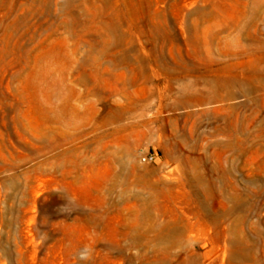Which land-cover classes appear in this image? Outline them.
Here are the masks:
<instances>
[{
    "label": "rangeland",
    "instance_id": "obj_1",
    "mask_svg": "<svg viewBox=\"0 0 264 264\" xmlns=\"http://www.w3.org/2000/svg\"><path fill=\"white\" fill-rule=\"evenodd\" d=\"M65 1L0 0V264H138L142 249L128 246L134 210L122 192L133 187L119 183L133 172L156 183L165 204L157 219L174 220L178 229L172 251L198 256L196 264H264V0H70L82 21L72 30L61 26L71 23V15L59 14ZM97 6L122 24L132 56L126 67L101 66L99 95L85 93L92 80L75 79L99 32ZM217 24L227 47L215 39L207 49V26ZM153 33L163 43L154 45ZM61 46L65 96L54 97L47 113L40 95L34 112L31 68ZM153 46L169 61L200 51L221 63L172 77L153 65ZM227 78L241 91L165 106L184 85L205 89ZM148 86L155 95L142 115L155 136L135 145L118 126L140 118L129 96L145 98ZM172 135L186 139L170 149L177 158L162 144ZM147 152L158 155L155 162L140 160ZM189 195L204 207L186 203ZM156 232L139 241L161 247Z\"/></svg>",
    "mask_w": 264,
    "mask_h": 264
},
{
    "label": "bare ground",
    "instance_id": "obj_2",
    "mask_svg": "<svg viewBox=\"0 0 264 264\" xmlns=\"http://www.w3.org/2000/svg\"><path fill=\"white\" fill-rule=\"evenodd\" d=\"M96 9V19L94 20V23H97L99 32L96 34L95 41L90 44V48L85 53L84 57L79 61V66H76L79 68V71H77L75 79L82 85H87L89 81L92 80V86L88 88L85 93L99 95V87L98 85L96 86V84L99 80V77L102 76V73H104L101 70V66L106 64L108 67H126L131 63L130 60L132 56L130 57L129 54V50L131 49L130 45L123 42L124 31L121 29L122 24L114 18V15L111 12L106 11L103 13L100 6H97ZM59 14H66L68 16L71 15L70 25L67 22L61 21L62 27L72 30L73 24H81L82 26L79 12L77 10H73L70 0H66L65 2L61 3ZM198 25L199 22H194L193 24V26ZM217 26L220 27L218 24ZM222 30V27L216 29L212 26H207L204 34L207 49H211L215 39L221 43L222 48L227 47V39L220 35ZM138 32L141 33L140 30ZM235 36L237 38L241 37L240 29H238ZM158 37L159 36L153 33L152 42L159 39L163 43V37ZM61 40L64 42L63 45H65L66 39L62 38ZM154 42V45H157V41ZM22 47L23 45L20 43L18 48L20 49ZM152 48L153 49L151 52L154 56L152 62L153 65L172 77H174L175 73L188 74L190 72H201L203 69L206 70L205 67L210 66L212 63H221V61L218 59L211 57L210 52L205 54L201 53L200 51L194 52L189 57L179 55L178 62L169 61L162 51H158L156 46H153ZM75 51L76 49H73V52ZM66 56V49L64 46H61L57 48L56 52H49L47 61L45 63H39L35 61L30 72L32 96L34 99V112H37L40 95L45 100L46 105H44V110L47 113H53L52 101L54 97L59 96L63 98L65 96L64 81L66 73L64 64L61 62L60 57L64 58ZM133 60L136 64L140 66L143 65V61L139 56H133ZM70 63L71 65H75L72 62ZM201 64H204V67L201 66ZM232 88H234L232 92L234 94L241 91V85L238 82L233 81L232 78H227L225 81L222 80V82L218 83L217 85H207L205 86V89L199 88L197 86V82H194L190 85H184L169 94L171 102L165 103V106L175 107L177 105H192L194 103L202 104L217 98L222 100L227 95H230V90ZM143 90L148 92L145 98L129 96L131 97L130 106L135 111L139 110L137 116L140 118L135 119L128 125L120 127L118 126V128H127L131 131L130 142L135 145L152 140L155 136V130H152V128L149 126V119L143 117L142 115V111L144 109L151 107V97L155 95V92L150 86L144 88ZM75 93L77 97L82 95V93ZM158 96L161 95L159 94ZM71 108L72 110L79 112L75 106L72 105ZM190 115L191 113H188L186 116ZM48 119L49 121L55 120V118H53L51 115ZM68 119L70 118L64 119V122L67 123ZM236 134L238 135L239 132L235 131V134L229 133L230 136ZM157 139L159 141L161 140V137H157ZM162 144L166 149L167 156L177 158L179 155H177L174 151H170V149H174L179 145L186 144V139L184 136H181L178 139L177 136L172 135L167 140H164ZM110 176L115 178V176H118V174L114 170H111ZM125 176L133 177V179L131 181L127 180ZM124 177L125 178L119 183L123 185H131V187H133L132 190H130L129 187V189H125L122 192L124 194L128 193L130 195V197L124 199V202H130L127 204V207L134 210L132 215V232L128 234L130 237L128 246L142 249L137 256L139 261L138 264H151L152 262H157V264H196L198 256L182 252L183 250L180 252L172 251V249L177 246L175 237L178 233V229L174 220L161 222L157 219L156 211L160 210L161 207H165V204H163V200H161V198L158 196L160 192L152 188L156 186V183L149 181L148 179L141 176V174L136 175L134 172L132 175L124 174ZM115 181L113 179V183H115ZM111 191V189L108 190V192ZM174 201V199L166 200V202L170 204L169 207L172 209L173 205L171 206V203H175ZM185 202L188 204L195 203L199 208L204 207L197 196L193 197L189 195ZM151 210L155 211L156 213L151 214ZM153 227H157L159 229V232L154 233L153 236L156 243L161 245V247H153L150 246L149 242L147 241H139V237L148 236ZM149 254H151L152 258H149ZM173 258H176L175 261H172ZM129 260L132 262V258H129Z\"/></svg>",
    "mask_w": 264,
    "mask_h": 264
},
{
    "label": "built area",
    "instance_id": "obj_3",
    "mask_svg": "<svg viewBox=\"0 0 264 264\" xmlns=\"http://www.w3.org/2000/svg\"><path fill=\"white\" fill-rule=\"evenodd\" d=\"M158 155L153 152H147L141 156L140 160L145 163H153L157 159Z\"/></svg>",
    "mask_w": 264,
    "mask_h": 264
}]
</instances>
